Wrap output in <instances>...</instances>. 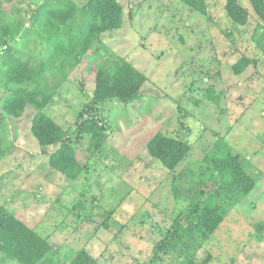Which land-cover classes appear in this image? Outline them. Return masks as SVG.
Wrapping results in <instances>:
<instances>
[{
  "label": "rangeland",
  "instance_id": "374dc122",
  "mask_svg": "<svg viewBox=\"0 0 264 264\" xmlns=\"http://www.w3.org/2000/svg\"><path fill=\"white\" fill-rule=\"evenodd\" d=\"M69 1V2H67ZM88 0H1L0 28H19L14 46L44 57L50 44V12ZM119 30L102 34L67 72L47 115L66 133L77 159L86 165L76 180L48 166L30 133L35 114L27 106L18 119L6 118V153L0 158V206L48 240L49 264H71L85 250L94 264H181L185 253L196 264H264V42L252 39L258 19L250 0H238L248 22L234 26L222 0H206L207 16L178 0H117ZM75 28V27H74ZM253 60L240 75L231 65ZM127 61L146 77L139 98L89 105L98 67ZM0 89V101L7 96ZM89 105L106 127L99 151L89 137L76 140L78 116ZM185 140L190 151L173 170L151 158L147 142L156 134ZM218 139L245 159L246 171L261 173L256 188L226 215L204 242L158 250L172 221L198 192L205 156ZM81 203L80 208L76 204ZM0 264H17L0 253Z\"/></svg>",
  "mask_w": 264,
  "mask_h": 264
},
{
  "label": "trees",
  "instance_id": "16d2710c",
  "mask_svg": "<svg viewBox=\"0 0 264 264\" xmlns=\"http://www.w3.org/2000/svg\"><path fill=\"white\" fill-rule=\"evenodd\" d=\"M189 10L207 16L206 0H178ZM224 11L234 26L248 22V11L238 0H222ZM1 2V0H0ZM69 2V1H67ZM68 7L50 12L46 28V44H50L44 57H36L14 46L19 28L13 31L0 28V89L7 96L0 101V158L6 153L3 144L7 139L6 118H20L27 106L35 114L30 122V133L36 139L41 152L47 147H56L48 154V166L67 180H76L87 172L85 164L77 159L76 152L66 139L65 131L47 113L53 102L61 78L68 77L86 56L92 43L102 34L119 30L123 23V8L117 0H88L81 7L66 3ZM258 19V27L252 39L264 42V0H250ZM75 27V28H74ZM264 48V47H263ZM253 64V60L241 56L231 65L234 75L242 74ZM146 77L127 61H120L112 67H98L94 74V88L89 105H99L116 100L129 104L139 98V91ZM89 105L78 116L76 140L89 137V151H99L107 138L106 127L91 112ZM151 158L158 161L167 171H173L187 156L190 145L180 140L156 133L146 145ZM247 159L232 154L231 146L218 139L205 156L208 171L200 173V186L190 199L188 207L172 221L170 229L158 250L167 251L181 244L190 250L206 241L218 228L226 215L228 204L240 202L247 197L263 176L248 173ZM81 203L76 204L80 208ZM257 235L264 234V220L255 225ZM52 246L46 238L29 228L14 214L0 206V253L17 264H49ZM181 264H196L190 255H181ZM71 264H94L85 250H80Z\"/></svg>",
  "mask_w": 264,
  "mask_h": 264
},
{
  "label": "built area",
  "instance_id": "2783aa9c",
  "mask_svg": "<svg viewBox=\"0 0 264 264\" xmlns=\"http://www.w3.org/2000/svg\"><path fill=\"white\" fill-rule=\"evenodd\" d=\"M2 49H5V46H2V47L0 46V51H1Z\"/></svg>",
  "mask_w": 264,
  "mask_h": 264
}]
</instances>
